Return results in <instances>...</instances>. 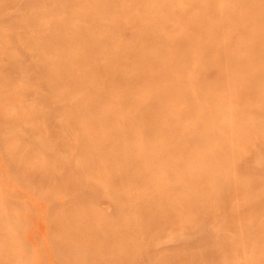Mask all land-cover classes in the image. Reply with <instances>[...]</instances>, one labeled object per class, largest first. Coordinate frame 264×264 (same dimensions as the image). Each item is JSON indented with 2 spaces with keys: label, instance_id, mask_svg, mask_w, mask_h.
<instances>
[{
  "label": "rangeland",
  "instance_id": "obj_1",
  "mask_svg": "<svg viewBox=\"0 0 264 264\" xmlns=\"http://www.w3.org/2000/svg\"><path fill=\"white\" fill-rule=\"evenodd\" d=\"M74 2H78V6L90 5L91 14L100 10L101 0H40L39 8L29 6L27 0H0V264L6 261L64 264L61 254L52 248L53 238L62 237L60 232L56 233L53 223L67 217L64 222L71 226L80 221V213L97 216L96 220L101 223L117 222L129 228L130 232L113 245L118 249L135 246L139 257L132 264H264L263 233L242 236L238 230L245 221H264V0H177V12L161 25L156 24L150 8H146L155 0H147L143 6H138L134 0H120L119 6L131 13L116 26L94 29L96 37L115 38L117 44L113 49L93 51L86 40L75 41L69 48L62 42L53 45L55 50L67 48V54L84 50L87 54L83 59L88 62L111 58L108 67L93 75V80L112 89L103 100V107L115 113L116 118L112 119L114 122L105 121L97 126L95 135L108 143L100 148L103 152L111 151L113 143L124 138L128 143L135 140L137 148L130 154L119 151L117 155L102 158L94 172L123 177L117 185L122 192L119 202L111 201L112 193L106 189L90 199H82L84 175L80 172L82 159L76 146L83 141L81 127L86 120L76 118L78 110L71 107L76 106L77 95L67 97L66 106L62 108L44 100L62 95L66 84L54 89L45 85L35 69L55 55H39L21 36L24 30L33 36L34 27L48 28L50 33L56 34V39L58 35L64 36L60 41L65 42L66 37L73 34L66 31L69 24L51 29L49 18L60 22L64 11L75 7ZM51 6L53 9L43 14ZM34 11L40 12L34 25L28 27L16 21L19 15H30ZM114 13L102 14L99 21L109 23ZM168 35L183 36L184 40L169 52H161L159 42ZM176 57L180 62L175 63ZM15 60L19 67H12ZM118 67H124L128 76L108 79V71ZM79 78L72 80L79 81ZM159 88L166 93L161 103L166 121L152 124L148 143L161 144L160 140L168 143L169 134L161 132L165 122L177 141L183 142L199 129L198 117L204 115L212 121L228 122L229 113L239 121L240 139L229 141L227 131L208 134L202 144L184 146L187 154L196 159V167L195 162L183 164L165 157L155 164L157 179L169 180L177 175L176 169L187 174L201 172L205 162L209 166H230L233 175L244 183L237 192L228 195H215L209 188L210 194L196 201L185 215L174 210L166 215L165 224L151 227L146 234L136 225L144 223L143 217L152 214L155 207L141 196H152L156 190L145 185L150 178L143 171L152 163L144 147L145 139L135 135L143 123L153 120L150 105L158 96ZM122 90L131 91L135 98L145 99L147 104L134 121L125 126L128 135L120 136L111 130L113 125L122 123L124 117L128 118L137 110L135 98L130 95L125 99ZM93 100L97 98H85L86 102ZM221 101L225 103L222 109ZM39 138L42 143H32ZM213 147H221L220 152L210 153L204 159L203 155ZM130 158L132 162L142 158V162L134 169L116 164L117 160ZM14 166L18 170H14ZM207 180L209 177H205ZM191 188L194 185L186 182L184 189L175 190V200L179 202ZM259 192L262 194L256 197L255 208H241L242 204L251 203ZM97 228L83 222L79 232ZM183 231L195 232L193 239L200 237L203 231H210L213 236L207 241H199L198 237L192 242L179 237ZM220 237L229 240L223 242ZM104 243L97 239L91 246ZM5 246L11 247L10 251H4ZM123 259L121 254L118 264ZM107 263V258H100L86 264Z\"/></svg>",
  "mask_w": 264,
  "mask_h": 264
},
{
  "label": "bare ground",
  "instance_id": "obj_2",
  "mask_svg": "<svg viewBox=\"0 0 264 264\" xmlns=\"http://www.w3.org/2000/svg\"><path fill=\"white\" fill-rule=\"evenodd\" d=\"M68 1L71 2L72 0ZM119 1L120 0H101V5L99 7L100 10H98L97 14H91L92 7L90 5L87 6L85 4H80L78 6L77 4L78 2H80L78 1L74 2L76 3V5L71 10L64 11V15H62V20L60 22H58L54 18H49V27H51V29L57 30L61 28L64 23L69 24L66 31L72 32L73 34L66 37L65 42L60 41V38H64V36L58 35L59 38L56 39V34L53 32L50 33V29L48 28L44 30L34 27V32H32L33 36H29L26 30H24L21 35L23 38H25L27 45L30 46L31 49L35 50L39 55L44 56L47 53L55 55L52 60L44 63L42 67H37V69H35V74H38L40 77H42L40 79L45 81V85L49 89H54V87H56L57 85L66 84V86L63 88L62 95L60 94L58 96H49L44 100L48 103L52 102L54 104V107L62 108L63 106H66L65 99L67 97L77 95V100L75 103L76 106L72 105L71 107L78 110V112H76L78 114L76 118H83L86 120V123L81 127V131H83L84 134V138H82L83 141L80 145L78 144L76 146V150H79L82 159V167L80 169V172L84 175V180L81 184L83 190L82 199L84 200L90 199L92 195H96L102 192V190L106 189L112 193V197L109 199L111 201L117 200L119 202L120 198H122V192L119 190V186L117 185L123 179V177L111 175L108 173H106L107 175L102 173H95L94 170L96 169L97 163L102 158L110 157L115 154L117 155L119 151L124 152L125 155L128 153L130 154L133 149L137 148L135 140L131 141V143H128V140L124 138L122 141L119 140L113 143V149L111 151L103 152L100 150V148L108 146V143H105V141L103 140V138H101L100 135H95V129L97 128V126L104 123L105 121L114 122L112 119L116 118L115 113L113 114L112 112H109L103 107V104H105L103 100L108 98L110 92H112V89L107 86L96 84L93 80V75H98L101 70L108 67V64H110L111 62V58H108L104 61H101L99 59H92L88 62L83 59V57H86L87 54V52L84 53V50L74 54H67V48H69L75 41L79 40H86V42L89 43V47L92 48L91 50L93 51L108 47H111L113 49V47L116 46L117 43L115 38H112L110 35L96 37L94 29H96L97 27L101 29L116 26L121 21H123V18L125 16L131 13L127 8L120 7ZM134 1H136L138 6H143L147 4V0ZM176 1L177 0H155L154 3H151L150 5L146 6V8H150V12L153 14L154 21H156V24L161 25L167 17L172 15L174 16V14L177 12ZM27 4L29 6H34L35 8H39L41 5L40 0H27ZM52 9L53 6L49 7L48 9L46 8V10L43 11V14H46L47 10L50 11ZM111 11L115 13L114 17L109 23H102L101 21H99V18H101L102 14H106ZM37 12L38 11H34L30 15H19L16 18V21L21 22L24 26H32L34 25L33 22H35L37 19V15L40 14V12ZM63 19L65 20V22H63ZM183 38V36L168 35V38L162 39L161 42H159L161 52H169L173 46L182 42L184 40ZM59 42L64 43V47H67V51L55 50V48H53V45ZM178 62H180V59L176 57L175 63ZM11 64L14 68L16 66L19 67L18 60L13 61ZM127 76L128 74L126 73V69L124 67L110 69L107 74L108 79H120L126 78ZM75 77H80L79 81H73L72 79H74ZM72 91H75V94H73ZM156 94H158V96L156 97L154 102H148L150 104L152 103L150 105V112L153 115V120L143 123L141 130L138 131L135 135L143 140H146H144V143L147 144L144 147L146 149L147 157L152 163V166L144 168L143 174H147L150 178L148 183H146L145 185L148 188L156 190L155 194L152 196L149 194H142L141 196L142 200L146 202L150 201L155 207V210L152 214H147L143 217L142 220L144 221V223L140 222L136 225V227H140L142 233L146 234L149 233L151 227H154L156 225L161 226L162 224H165L166 215L172 213L174 210H178L180 214L185 215L186 212L191 207H193V205L195 206L196 201H200L206 196H208V194H210V192L208 191L209 188L215 195H228L229 193L237 192L240 187L243 186L244 183L243 180L237 179V177L233 175V170L230 166H209L205 164V162L202 166L201 172L187 174V172H183L184 170L176 169L175 173L177 175H174L169 180L157 179L158 168L155 166V164L164 160L165 157L175 158L176 161L183 164L195 162L194 165L196 167V159H193L191 155L187 154V150L184 148V146L202 144L207 138L208 134L221 131L229 132V141L232 140L237 142V140L240 139V136L237 130V127L239 126V121L237 120V117L235 120V115L233 113H229L228 118L230 120L228 122H217L214 120L212 121L204 115L198 117L197 126L199 127V129L192 137L186 138L183 142L177 141L174 136L173 130L165 122L162 125L161 132L169 134L168 143L163 142L164 140H160L159 143L161 144L148 143L151 138L150 130L153 128L152 124L159 120L166 121V117L164 118V114L162 113L161 108V103L164 101L166 93L163 89L159 88L156 91ZM121 95L125 99L130 97V95H132L131 97H134L132 92L129 90H122ZM89 97H95L97 98V100H93V102H86L85 98ZM146 104L147 103L145 102V99L136 97L134 103L137 109L136 112L132 113L128 118L124 117V121L122 123L118 125L115 123L111 130H113L115 134H120V136L123 134L128 135L125 132V126L128 123H132L134 121L136 115L140 114L143 111V107ZM219 106L222 109L224 108L225 103L221 101L219 102ZM119 114L121 116L124 115V113L122 114V111H119ZM48 118L49 117H46L45 119L48 120L47 122H50V118ZM108 126L111 125H107V127ZM32 143H42V140L39 138L38 141H34ZM219 149H221V147L211 148V150L206 151V154L203 155V158L207 159L210 153L213 155L217 154V151L220 152ZM131 158L129 160H117L116 164H118V166L120 167H123L124 169H134L138 167L142 162V158H139L134 162H132ZM13 169L18 170L15 166L13 167ZM176 176L180 177V179H178ZM205 177H209V181H205ZM186 182L192 183L194 185V188H191L190 190L188 189L187 192H185V195L180 199V201L177 202L174 198L176 194L175 190L179 188L180 190L184 189V184ZM197 185H200V187H198ZM261 194L262 193L260 192L257 193V195L252 197L251 203L242 204L241 208H245L244 210H249V208H255V206L257 205L255 199ZM121 211L127 212L128 210L122 209ZM117 212L118 215H122V212ZM80 214V221H78V223L71 224V226L66 225L64 222V219H66L67 217L58 218L59 220H56L53 223V228L55 229L56 233L60 232L62 234V237L57 236L58 240L53 238L52 248L57 249L58 254H61L60 258L65 260L64 264H86L90 261L93 262L96 259L99 260L100 258H107V264H118V258L121 254L124 255V259L122 262H120V264H132L135 260L138 259L139 255L138 251L135 250V246L118 249L119 247L113 245V243H115L120 238L125 237L130 232L129 228L122 227V225H118L117 222H112L109 224L101 223V221L96 220L97 216L90 215L87 213ZM83 222L85 225H97L99 228L95 230L88 229L87 231L79 232L80 225L83 224ZM151 223L153 225H151ZM99 229L100 231H98ZM238 230L242 236H248L249 234L257 233L259 231L264 235V221H245L242 223V225H239ZM194 233L193 231H183L181 232L179 237L185 239L186 241L194 242V240L199 237L197 236L193 239L192 237H194ZM211 236L213 235L212 233H210V231H203V233L200 234L199 241H207V238ZM97 239H102L105 241V243L97 247L91 246V243ZM219 239L223 242L229 240V238L225 237H220ZM24 246L23 249L25 248ZM5 247L6 248H4V251L5 249H7V252L10 251L11 247ZM2 264L11 263H7L6 261Z\"/></svg>",
  "mask_w": 264,
  "mask_h": 264
}]
</instances>
